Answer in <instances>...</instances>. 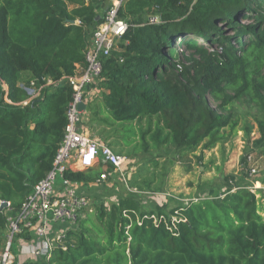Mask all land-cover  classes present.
<instances>
[{
    "label": "trees",
    "instance_id": "16d2710c",
    "mask_svg": "<svg viewBox=\"0 0 264 264\" xmlns=\"http://www.w3.org/2000/svg\"><path fill=\"white\" fill-rule=\"evenodd\" d=\"M259 1L127 0L119 11L129 24L127 33L104 59L100 83L104 110L118 122L150 120L140 130L146 152L172 145L188 156L199 147L216 148L225 129L236 130L230 111L237 101L252 96L264 112V80L253 68L264 62V30L258 32L255 26L240 30L236 20L241 15L264 22ZM147 14L152 18L159 14L160 21H135ZM218 21L249 39L242 55L215 26ZM99 22L97 7L88 0H0V200L14 210L53 168L73 99V88L63 80L85 63ZM186 36L227 43L225 60L199 48L196 40H180ZM181 42L206 64L194 61L187 68L175 63V45ZM22 72L41 85L46 79L55 85L31 99L19 86ZM211 99L219 102L217 108ZM95 168L68 170L65 176L85 182ZM138 194L120 198L109 211L101 204L88 219H79L45 263L264 264L259 191L239 187L217 199L182 204L170 214L141 212ZM7 225L6 211L0 210V246Z\"/></svg>",
    "mask_w": 264,
    "mask_h": 264
},
{
    "label": "rangeland",
    "instance_id": "374dc122",
    "mask_svg": "<svg viewBox=\"0 0 264 264\" xmlns=\"http://www.w3.org/2000/svg\"><path fill=\"white\" fill-rule=\"evenodd\" d=\"M259 2L264 5V0ZM98 11L101 13L102 10ZM152 16L147 14L136 17L135 21L137 23L146 20L152 23L160 21L159 14L154 18ZM173 18L179 20L180 17L175 15ZM236 20L241 26L240 30L252 26L258 27V32L264 30V22H259L255 18L240 15ZM215 26L224 33L227 42L236 47L239 55H242V48L246 49L250 45L246 36H239L236 33L237 28H231L223 21H218ZM180 40H196L199 48L224 60L225 49L229 48L227 43L224 44L222 40L214 37L201 39L186 36ZM175 54L174 62L187 68H191L194 61L206 64V60L199 56L198 52L189 50L182 42L175 45ZM253 68L258 69L259 80H264V62L259 66L254 65ZM28 82H23V86L25 87ZM262 94L264 96V91ZM210 101L214 107L219 106V102L214 99ZM87 102L89 104V98ZM89 108L92 113L90 121L87 122L90 136L129 159L127 173L130 175L129 186L132 191L126 189L119 177L99 187H93L91 204L83 211L80 220L88 219L101 204L109 211L120 198L130 196L129 193H139L135 200L141 212L170 214L182 204L208 198L217 199L239 187L259 191L257 198L262 207L260 213L264 216V112L254 104L252 96L237 101L231 108L230 113L238 124L236 130L225 129V138L216 148L208 151L199 147L188 156L183 155L181 148L172 145L146 152L141 145L140 130H145L150 120L144 119L133 123L114 120L104 110L100 93L95 94ZM152 122L154 126L157 119H153ZM102 171L103 166H96L84 182L85 186H92ZM13 252L18 254L17 243Z\"/></svg>",
    "mask_w": 264,
    "mask_h": 264
},
{
    "label": "built area",
    "instance_id": "2783aa9c",
    "mask_svg": "<svg viewBox=\"0 0 264 264\" xmlns=\"http://www.w3.org/2000/svg\"><path fill=\"white\" fill-rule=\"evenodd\" d=\"M127 0H88L96 7H104L100 22L94 29L90 45L85 54V71L81 74L64 78L73 88V99L67 109V124L64 138L60 143L52 170L23 200L21 207L14 210L10 204L5 209L7 216L6 238L0 246V264L22 263L21 256L13 252L15 239L29 235L34 240L32 256L47 261L54 246L64 244L67 233L78 226L83 211L91 204L88 191L91 187H99L116 177L129 186V159L117 154L109 145L92 138L87 129L85 116L95 94L102 93L104 59L110 57L118 49V42L127 33V20L119 17V11ZM122 61V59H121ZM45 84L30 80L24 88L31 99L40 95L44 87L53 86L55 82L46 79ZM62 82V83H63ZM89 98V104L87 102ZM86 109L81 111L80 106ZM96 166H103L92 186L84 182H76L66 178L68 170L84 171ZM96 203V202H95ZM155 223L158 218L153 215ZM162 219V218H161ZM175 219V220H174ZM173 225L177 222L174 217Z\"/></svg>",
    "mask_w": 264,
    "mask_h": 264
},
{
    "label": "crops",
    "instance_id": "0c3cea01",
    "mask_svg": "<svg viewBox=\"0 0 264 264\" xmlns=\"http://www.w3.org/2000/svg\"><path fill=\"white\" fill-rule=\"evenodd\" d=\"M108 4V2H106V4H101L97 7V12L99 13L98 10H102L101 13H99V19L103 14V10L104 7ZM85 71V65L84 64H79L77 66V70L76 73L81 74ZM33 80L32 75L29 72H22L19 74V86L22 87L23 82H27ZM92 116L91 113V109L88 107V111L86 113L85 116V122H89L90 118ZM92 189V190H91ZM94 188L91 187L88 191V194L90 197H92L91 195H94ZM34 240H32V237H28L27 239L24 240H19L17 242V248H18V260L19 257L21 256V262H25V261H38L36 260L33 256H32V250H33V245H34ZM39 261L42 262V264H46L45 261H43V259H39Z\"/></svg>",
    "mask_w": 264,
    "mask_h": 264
},
{
    "label": "water",
    "instance_id": "95a60500",
    "mask_svg": "<svg viewBox=\"0 0 264 264\" xmlns=\"http://www.w3.org/2000/svg\"><path fill=\"white\" fill-rule=\"evenodd\" d=\"M80 109H81V111H84V110L86 109L85 104H82V105L80 106ZM7 208H8V204H7V203H3V204L1 205V207H0V210L2 211V210H5V209H7Z\"/></svg>",
    "mask_w": 264,
    "mask_h": 264
}]
</instances>
